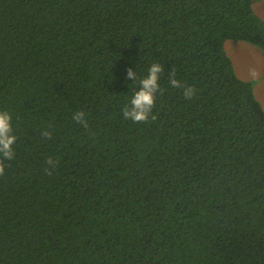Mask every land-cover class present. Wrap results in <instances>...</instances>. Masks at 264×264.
Masks as SVG:
<instances>
[{
	"label": "trees",
	"instance_id": "16d2710c",
	"mask_svg": "<svg viewBox=\"0 0 264 264\" xmlns=\"http://www.w3.org/2000/svg\"><path fill=\"white\" fill-rule=\"evenodd\" d=\"M226 40L264 51L252 0H0V264H264V110Z\"/></svg>",
	"mask_w": 264,
	"mask_h": 264
},
{
	"label": "clouds",
	"instance_id": "9594fccd",
	"mask_svg": "<svg viewBox=\"0 0 264 264\" xmlns=\"http://www.w3.org/2000/svg\"><path fill=\"white\" fill-rule=\"evenodd\" d=\"M162 67L159 63H152L148 69V75L140 80L139 90L136 91L132 97L129 99L128 103L131 108L126 107L124 109V118H131L133 121H146L149 117L151 109L154 105V93L157 91L159 85L157 83L161 73ZM128 75L131 77L132 73L129 72ZM169 83L173 87H179V82L175 79H169ZM195 93V89L192 86H187L184 88L185 99H190ZM82 114L77 113L75 118L77 120L81 119ZM16 140L15 135H13L12 118L9 112L0 108V173L3 172L4 160L12 159L14 151L12 145ZM50 163V161H49Z\"/></svg>",
	"mask_w": 264,
	"mask_h": 264
},
{
	"label": "rangeland",
	"instance_id": "374dc122",
	"mask_svg": "<svg viewBox=\"0 0 264 264\" xmlns=\"http://www.w3.org/2000/svg\"><path fill=\"white\" fill-rule=\"evenodd\" d=\"M253 12L264 22V0H252ZM223 49L236 75L253 81L254 96L264 110V51L246 41L226 40Z\"/></svg>",
	"mask_w": 264,
	"mask_h": 264
}]
</instances>
